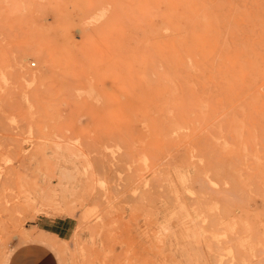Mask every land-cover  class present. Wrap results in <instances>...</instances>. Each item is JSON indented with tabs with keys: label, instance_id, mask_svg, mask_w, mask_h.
Masks as SVG:
<instances>
[{
	"label": "rangeland",
	"instance_id": "374dc122",
	"mask_svg": "<svg viewBox=\"0 0 264 264\" xmlns=\"http://www.w3.org/2000/svg\"><path fill=\"white\" fill-rule=\"evenodd\" d=\"M39 229L59 264H264V0H0V264Z\"/></svg>",
	"mask_w": 264,
	"mask_h": 264
},
{
	"label": "crops",
	"instance_id": "0c3cea01",
	"mask_svg": "<svg viewBox=\"0 0 264 264\" xmlns=\"http://www.w3.org/2000/svg\"><path fill=\"white\" fill-rule=\"evenodd\" d=\"M42 230L37 240L13 241L5 264H59L54 248L56 240H63L57 232ZM54 242V243H53Z\"/></svg>",
	"mask_w": 264,
	"mask_h": 264
},
{
	"label": "trees",
	"instance_id": "16d2710c",
	"mask_svg": "<svg viewBox=\"0 0 264 264\" xmlns=\"http://www.w3.org/2000/svg\"><path fill=\"white\" fill-rule=\"evenodd\" d=\"M55 232H57L60 236H62V234L60 232H58V231H55Z\"/></svg>",
	"mask_w": 264,
	"mask_h": 264
},
{
	"label": "bare ground",
	"instance_id": "6f19581e",
	"mask_svg": "<svg viewBox=\"0 0 264 264\" xmlns=\"http://www.w3.org/2000/svg\"><path fill=\"white\" fill-rule=\"evenodd\" d=\"M229 238V237H228ZM2 263V262H1ZM262 264V263H261Z\"/></svg>",
	"mask_w": 264,
	"mask_h": 264
}]
</instances>
